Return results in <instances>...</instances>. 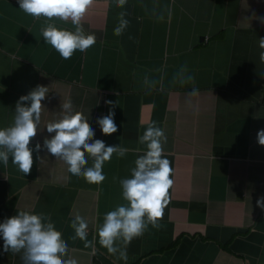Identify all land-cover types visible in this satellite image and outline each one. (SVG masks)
Wrapping results in <instances>:
<instances>
[{
    "label": "crops",
    "instance_id": "0c3cea01",
    "mask_svg": "<svg viewBox=\"0 0 264 264\" xmlns=\"http://www.w3.org/2000/svg\"><path fill=\"white\" fill-rule=\"evenodd\" d=\"M121 12L128 24L116 35ZM48 22L76 27L0 0V127L12 122L18 96L42 84L49 92L41 127L71 100L96 137L126 151L104 162L99 184L68 175L44 150L39 159L33 153L27 174L10 158L0 164V218L19 208L42 214L78 264H264V210L256 204L264 195V145L256 140L264 127V0H124L120 7L91 0L79 26L95 42L67 59L44 42ZM104 99L116 102L111 134L95 124L107 113ZM151 121L167 137L173 184L159 227L149 223L122 260L98 243L96 228L104 212L126 203L119 178L142 153L138 136ZM76 214L88 221L87 243L71 238ZM0 264H21L20 253L0 252Z\"/></svg>",
    "mask_w": 264,
    "mask_h": 264
},
{
    "label": "clouds",
    "instance_id": "9594fccd",
    "mask_svg": "<svg viewBox=\"0 0 264 264\" xmlns=\"http://www.w3.org/2000/svg\"><path fill=\"white\" fill-rule=\"evenodd\" d=\"M90 2L17 0L18 7L33 17L43 16L49 21L54 17L70 19L76 25L74 29H69L48 22L41 27L44 42L64 59L72 56L74 51L85 52L95 42L94 35L85 34L79 26ZM123 3L124 0H115L117 7ZM127 24L128 20L121 12L118 24L113 29L114 34L119 35ZM258 44L261 49L259 58L264 62V36L259 37ZM48 92L46 85L36 84L18 96L12 122L0 127V164L7 165L11 158L12 164L27 174L33 163V153L39 159V153L44 150L65 165L68 175L99 184L105 178L102 171L104 162L114 152L124 156L126 149L117 144H107L96 137V128L86 122L85 116L73 111L71 100L60 104L58 118L46 121L41 127L42 100ZM192 92L195 93L196 89L193 88ZM115 103L111 99H104V104L109 106L107 113L95 118L96 127L103 134L117 131ZM38 131L48 135L30 143ZM166 140L164 130L157 126L156 121L147 124L138 136L139 143L144 145L142 153L135 157L133 166L129 168L130 174L119 178L121 196L126 203L117 204L104 212L96 228L98 243L122 260H127V244L142 235L149 223L159 227L158 218L168 204L173 168L162 146ZM256 140L264 145V127L257 129ZM256 204L264 210V195L257 197ZM69 225L74 230L71 238H79L87 243L88 221L76 214ZM0 241V252L20 253L21 264H78L76 258L68 255V245L47 217L27 208L16 209L14 214L0 218Z\"/></svg>",
    "mask_w": 264,
    "mask_h": 264
}]
</instances>
